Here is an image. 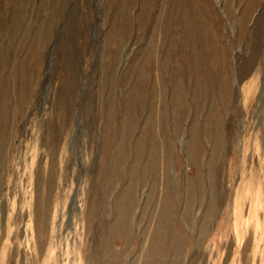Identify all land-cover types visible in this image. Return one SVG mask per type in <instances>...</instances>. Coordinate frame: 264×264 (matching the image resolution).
<instances>
[{
  "label": "rangeland",
  "instance_id": "obj_1",
  "mask_svg": "<svg viewBox=\"0 0 264 264\" xmlns=\"http://www.w3.org/2000/svg\"><path fill=\"white\" fill-rule=\"evenodd\" d=\"M0 264H264V0H0Z\"/></svg>",
  "mask_w": 264,
  "mask_h": 264
}]
</instances>
